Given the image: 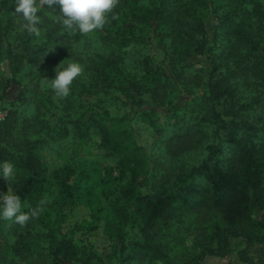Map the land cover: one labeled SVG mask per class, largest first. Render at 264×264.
Wrapping results in <instances>:
<instances>
[{
  "label": "trees",
  "instance_id": "16d2710c",
  "mask_svg": "<svg viewBox=\"0 0 264 264\" xmlns=\"http://www.w3.org/2000/svg\"><path fill=\"white\" fill-rule=\"evenodd\" d=\"M36 3L42 42L0 0V111L12 103L0 160L15 166L23 211L42 209L23 226L0 219V264H264V0H119L89 34ZM94 43L105 52L80 59ZM56 52L87 75L65 98L44 81ZM94 137L114 168L86 160ZM63 140L67 163L46 175L41 146ZM82 164L98 168L92 183Z\"/></svg>",
  "mask_w": 264,
  "mask_h": 264
},
{
  "label": "clouds",
  "instance_id": "9594fccd",
  "mask_svg": "<svg viewBox=\"0 0 264 264\" xmlns=\"http://www.w3.org/2000/svg\"><path fill=\"white\" fill-rule=\"evenodd\" d=\"M15 13L25 23L23 28L30 33L39 34L38 24L41 22L40 6L36 0H14ZM119 0H42L43 5L51 10L50 16L62 24L67 31L89 34L102 29L109 20V15L117 6ZM53 6H58L57 12ZM114 19L115 16L112 15ZM53 79H44L57 98L69 96L73 81L84 72L83 66L76 61L61 62L55 69ZM0 179L8 184L7 192L0 193V219L12 221L21 226L35 218L42 211L40 207H26L9 185L15 182L16 170L12 162L0 160ZM43 203V202H41Z\"/></svg>",
  "mask_w": 264,
  "mask_h": 264
},
{
  "label": "rangeland",
  "instance_id": "374dc122",
  "mask_svg": "<svg viewBox=\"0 0 264 264\" xmlns=\"http://www.w3.org/2000/svg\"><path fill=\"white\" fill-rule=\"evenodd\" d=\"M37 41L42 42L44 40V33L43 31H39V34L37 35ZM105 48V47H104ZM103 46L100 44L94 43L90 48L88 46L82 47V49L79 47L78 51H76L77 54L80 55V59L83 58V56H90L96 53L102 54L105 52V49ZM139 48L134 49L133 51L130 52V57L125 63V68H124V74L127 77H132L134 74L138 72V65L136 62V59L139 58V53H138ZM56 59H55V65L56 67L61 64V62L67 63L68 61H76L75 58H68L64 55L57 54L55 53ZM78 62V61H76ZM55 67V68H56ZM1 70H5V66L2 65ZM86 74L81 75V78H86ZM80 77V76H78ZM201 96L202 94L198 90H194L192 93L193 98L196 96ZM11 102H8V107L6 109H2L0 111V119H3L4 114L8 112L9 109H12L11 107ZM10 106V107H9ZM27 109L28 111L32 110L31 107L29 106H22L19 110L23 113ZM24 110V111H23ZM108 110L111 112L113 116H120L123 113V109L121 106L118 104L117 99H112L110 101V104H108ZM26 112V111H25ZM23 115V114H21ZM172 131L170 130L168 134L164 137L163 140H168L172 136ZM162 147V145H161ZM70 148V142L68 140H63L59 142H47L43 146H41V150L39 152V160L41 163V166L43 170L45 171V174L48 175L51 172L60 169L62 166H64L67 163L68 160V150ZM85 158L88 161L92 162H100L101 164H104L110 168H114L115 166V161L112 156H110L108 153H106L103 149L99 147V142L97 138H92L90 142L88 143L85 151ZM80 170L83 172V176H85L88 180V183H92L90 180V177L96 178V174L98 171V168L95 165L92 164H82L80 165ZM139 238L137 231L133 228H130L127 232V240L129 241H135ZM186 238L187 245L189 246L191 243V240L184 236ZM98 248L101 249L102 245L101 243L98 244ZM226 260H218V259H213V258H206L202 264H225ZM16 264H24V263H16Z\"/></svg>",
  "mask_w": 264,
  "mask_h": 264
}]
</instances>
